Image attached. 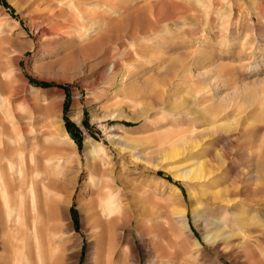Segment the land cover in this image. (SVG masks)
Segmentation results:
<instances>
[{"label":"rangeland","instance_id":"obj_1","mask_svg":"<svg viewBox=\"0 0 264 264\" xmlns=\"http://www.w3.org/2000/svg\"><path fill=\"white\" fill-rule=\"evenodd\" d=\"M63 1L0 0V264H264V0Z\"/></svg>","mask_w":264,"mask_h":264},{"label":"bare ground","instance_id":"obj_2","mask_svg":"<svg viewBox=\"0 0 264 264\" xmlns=\"http://www.w3.org/2000/svg\"><path fill=\"white\" fill-rule=\"evenodd\" d=\"M111 1L112 0H87V1H85V4L84 5H86V6H90V5H92L93 3H95V4H97V3H103L104 4V6L106 7V8H108L109 10H110V12H113L114 11V13H115V10H112L111 8H110V3H111ZM53 2L54 3H56V5H57V7L59 8V9H56L55 11H57V13H55V14H57L58 16H64L65 14H66V10L64 9V7H65V4H67L66 2L64 3V1L63 0H53ZM47 3H49V2H47ZM52 3V2H51ZM71 3V2H70ZM73 3V2H72ZM82 4V3H81ZM52 5V4H51ZM55 5V6H56ZM71 5V4H70ZM50 6V5H49ZM72 7H73V5H72ZM78 7V6H77ZM76 7V8H77ZM72 9L71 8V10H73V11H75V10H77V9ZM125 8V7H124ZM123 8V9H124ZM48 10V9H47ZM120 11L119 12H121V9H119ZM125 10V9H124ZM69 11V10H68ZM78 11V10H77ZM104 13V12H103ZM106 14V13H105ZM104 14V15H105ZM81 15V14H80ZM83 15V14H82ZM81 15V16H82ZM103 15V16H104ZM102 16V17H103ZM80 17V16H79ZM78 17V18H79ZM83 17V16H82ZM66 18V17H65ZM105 19H108V17L107 16H105L104 17ZM103 18V19H104ZM80 19V18H79ZM82 19H84V18H82ZM100 20V19H99ZM104 23H105V21H103ZM72 24H77L76 23V21H73V23ZM126 25H127V22L126 21H123V23H121V24H119V27L118 26H116V28H114V30L115 31H117V32H123V31H125L126 30ZM114 30H112V31H114ZM111 31V32H112ZM59 32V31H58ZM87 33L88 34H90V32H88L87 31ZM137 33H140V30H137V31H135V33H134V35H137ZM55 34V33H54ZM111 34V33H110ZM110 34H106L104 37H102L101 39H100V42L98 43V45H100L101 47H107V45H109V44H115V43H117V42H119L120 41V37L119 36H117L116 37V40L114 39V36H112V35H110ZM43 36L45 37H50V34L48 33V32H45L44 34H43ZM48 39V38H47ZM8 99V98H7ZM7 101V100H6ZM0 111L1 112H3L4 114H5V116L3 117V119L1 118V113H0V138H1V136L3 137V134H4V130H5V126L7 127V125H6V123H5V120H7L8 118H9V111L8 110H6V112H5V110L4 109H2V103L0 102ZM11 115V114H10ZM10 122H12L11 120H9ZM6 137H7V135H6ZM117 139V138H116ZM2 140V139H1ZM0 140V159H2V157L3 156H5L6 158H9V155H10V153H11V148H9L7 145H5L4 144V142H2ZM116 141V140H115ZM121 141V140H120ZM119 140H118V142H120ZM92 144V143H91ZM183 145V149H185V150H188L189 151V153L188 154H186V159L185 160H187V158L188 157H192V155H195L196 153V151H195V149L197 148V146H194V145H189V143H188V140H187V138L185 137V138H183L182 140H180V141H177V142H171V145H170V147H169V152H168V154H169V156H170V158H178V157H180V156H182L183 155V153H182V151H181V149H180V147ZM89 146V145H88ZM86 147V154H89V152L90 151H88L89 150V148L91 147ZM193 160V162H196V161H194V160H196V159H192ZM188 162L190 161L189 159L187 160ZM1 162V161H0ZM192 164H195V167H188L187 169H184L185 171L184 172H182V174H181V177L180 178H187L188 179V181L187 182H190V183H192V182H197V181H201V180H206L208 177H209V175L210 174H208L207 176H205L204 177V175H203V173L201 172V170H202V168H204L205 167V162L204 161H198L197 163H192ZM0 165H1V163H0ZM89 165V164H88ZM94 166V165H93ZM17 169H18V167H17ZM18 173L21 175V176H23V174L22 173H20V171H18ZM19 179V178H18ZM29 180V179H28ZM22 182V181H21ZM19 183V182H18ZM30 183V182H29ZM22 184V183H21ZM28 184V183H27ZM18 186H20V185H18ZM202 194L204 195L205 193L204 192H202ZM109 196H111V194H109ZM215 197V196H214ZM106 199V198H105ZM106 206H107V208H106V210L103 212V214L105 213V215L108 217V218H111L112 217V215H113V213H114V209L116 208V205H115V203H114V201H111L110 203L109 202H106ZM61 213V212H60ZM199 214V213H198ZM95 215V214H94ZM200 215H202V217H203V219H204V223H205V227H206V229H207V231H208V237H210V241H211V239H212V241H211V243H212V245L213 246H217V245H219V244H224L225 242H227L228 241V239H229V237L231 236V232H228V231H226V230H224V228H223V225H221V224H219L217 221H215V220H211V219H209V218H207L208 216H206L203 212L202 213H200ZM199 215V216H200ZM16 219L19 221L20 219H21V212H18L17 213V217H16ZM112 222H115V220L113 219V220H111ZM110 221V222H111ZM184 222H185V219H184V217H181L180 219H177L176 220V223H178V224H184ZM100 225H102V224H100L99 223V226ZM113 226H114V224H113ZM226 228V227H225ZM17 236V235H16ZM13 239V238H12ZM205 240L207 239V237L206 238H204ZM203 239V240H204ZM24 237L23 236H20L19 237V239H18V248H17V252L16 253H14L15 255H13L14 256V261H12L13 262V264H21V261H22V259H23V257H24V259H25V261H26V264H31V263H29L30 262V260L28 259V257L27 256H25L24 254H23V251H24ZM14 245V244H13ZM16 246H17V244H16ZM133 247V246H132ZM14 249V248H13ZM67 249H69V250H71L73 253H72V256H71V253L70 252H68V253H70V257L72 258V259H75V261L76 260H78V255H77V253H76V244L75 243H70L68 246H67ZM136 250V249H135ZM2 251V250H1ZM132 253H133V256H134V258L136 259V252L134 251V249H132ZM66 257H67V255H65ZM230 255H228V257H229ZM138 258V257H137ZM55 259V258H54ZM67 259V258H66ZM55 261V260H54ZM5 262V261H4ZM60 262V261H59ZM58 262V263H59ZM74 262V261H73ZM7 263H9V261L7 262ZM55 263H57V262H55ZM57 263V264H58ZM62 263V262H61ZM60 263V264H61ZM75 264V263H74Z\"/></svg>","mask_w":264,"mask_h":264}]
</instances>
